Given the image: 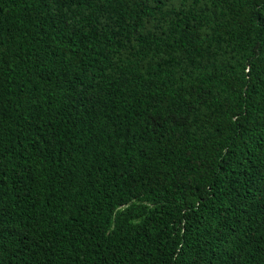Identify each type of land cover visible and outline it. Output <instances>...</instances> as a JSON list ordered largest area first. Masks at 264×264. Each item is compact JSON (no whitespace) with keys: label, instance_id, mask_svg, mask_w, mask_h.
Segmentation results:
<instances>
[{"label":"trees","instance_id":"1","mask_svg":"<svg viewBox=\"0 0 264 264\" xmlns=\"http://www.w3.org/2000/svg\"><path fill=\"white\" fill-rule=\"evenodd\" d=\"M0 264H264V0H0Z\"/></svg>","mask_w":264,"mask_h":264}]
</instances>
